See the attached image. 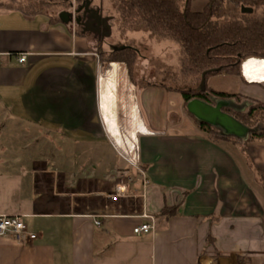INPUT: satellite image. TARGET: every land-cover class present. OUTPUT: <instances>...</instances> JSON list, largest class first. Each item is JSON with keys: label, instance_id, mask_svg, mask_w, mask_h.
<instances>
[{"label": "crops", "instance_id": "crops-1", "mask_svg": "<svg viewBox=\"0 0 264 264\" xmlns=\"http://www.w3.org/2000/svg\"><path fill=\"white\" fill-rule=\"evenodd\" d=\"M74 24L0 10V215L37 235L0 236V264H264V140L243 142L232 108L184 101L146 67L136 77L137 63L130 76L103 61L96 33ZM230 76L232 89H210L264 103V58H243ZM195 120L241 141L213 140ZM126 159L145 165L144 195L112 200L136 176ZM129 188L141 192L139 181ZM143 212L154 230L135 234Z\"/></svg>", "mask_w": 264, "mask_h": 264}, {"label": "trees", "instance_id": "trees-1", "mask_svg": "<svg viewBox=\"0 0 264 264\" xmlns=\"http://www.w3.org/2000/svg\"><path fill=\"white\" fill-rule=\"evenodd\" d=\"M78 0H74V7ZM115 12L116 29L120 35L128 31H144L178 45L175 66L159 62L171 84H160L178 90L184 101L202 99L212 102L211 93L218 97L242 99L239 94L200 88L201 76L239 75L243 58H264V0H208L201 11H191L190 0H111ZM72 0H0V10H16L25 17L43 14L52 23L71 18ZM61 10L56 12L55 9ZM69 20V19H68ZM67 21L70 22V21ZM103 61L124 62L130 76L138 60V49L130 41L111 51L100 53ZM246 100V99H245ZM244 112L225 109L241 123L250 121L255 112L264 113V103L247 99ZM197 126L213 140L241 141L236 135L216 130L207 121L195 120ZM264 140V130H250L243 142ZM251 165V162H247ZM264 188V177L256 171ZM176 205L163 206L161 214L171 215ZM250 260L238 256L237 264Z\"/></svg>", "mask_w": 264, "mask_h": 264}, {"label": "rangeland", "instance_id": "rangeland-1", "mask_svg": "<svg viewBox=\"0 0 264 264\" xmlns=\"http://www.w3.org/2000/svg\"><path fill=\"white\" fill-rule=\"evenodd\" d=\"M72 5L73 12H71V18L66 17V20L69 19L68 21L75 23L74 25H76L78 31L82 29L85 31H94L101 43V48L104 51H111L114 48L125 45L127 41L135 44L138 49L137 70L134 72L136 77L144 71L146 67L149 71V75H147L146 78L147 80H150L151 82L163 81L164 83L177 87V85L169 82L166 78L167 75L165 77L163 68L158 64L159 62L172 66L177 64V43L166 39L158 40L144 31H128L124 35H120L116 29V15L111 0H78L75 7L74 0H72ZM55 10L56 12H59L61 8ZM95 15L99 16L102 21L98 20ZM211 78L207 84H210V88L213 89H217L218 87L221 89V86L225 88L227 86L228 89H232L233 80H236L235 77L226 74L217 75ZM204 81L205 77L202 75L199 81V86H201V88L204 87ZM208 94L213 101L211 105L217 106L218 109H221L220 107H228L232 108L233 111L244 112L249 104V102L242 101L241 99L224 98L214 96L211 93ZM203 115H207L209 119L211 118V121H218V124L216 125L227 124L224 122V120L226 121L224 116L218 115L213 118L211 113H204ZM238 124H240L239 126H241V129L234 128L235 130H229L224 128V131L234 130L237 131L239 135L247 136L250 130H264V113L257 111L254 113L250 121L247 123L238 122Z\"/></svg>", "mask_w": 264, "mask_h": 264}, {"label": "built area", "instance_id": "built-area-1", "mask_svg": "<svg viewBox=\"0 0 264 264\" xmlns=\"http://www.w3.org/2000/svg\"><path fill=\"white\" fill-rule=\"evenodd\" d=\"M17 60L19 62L24 61L25 53H19L17 56ZM126 161L133 168L136 176L134 178L128 179L126 182L118 184L113 193L109 195L112 200H116L122 197L144 195L143 190L147 184L145 165L140 162H134L128 159H126ZM136 181H139L141 185V192L139 194L129 188L130 182ZM141 217L148 219L149 222H142L139 225L135 226L132 230L133 233L139 234L141 232H149L154 230V217L150 214H147L146 212H143L141 214ZM95 223L98 224L97 221ZM0 236H8L14 243L24 244L34 240L37 235L35 232L29 230L26 227L20 215L2 214L0 215Z\"/></svg>", "mask_w": 264, "mask_h": 264}, {"label": "flooded vegetation", "instance_id": "flooded-vegetation-1", "mask_svg": "<svg viewBox=\"0 0 264 264\" xmlns=\"http://www.w3.org/2000/svg\"><path fill=\"white\" fill-rule=\"evenodd\" d=\"M73 8V7H72Z\"/></svg>", "mask_w": 264, "mask_h": 264}]
</instances>
